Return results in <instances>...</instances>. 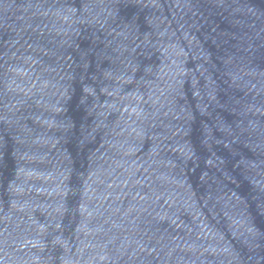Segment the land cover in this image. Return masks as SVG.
I'll return each mask as SVG.
<instances>
[{
	"label": "water",
	"instance_id": "1",
	"mask_svg": "<svg viewBox=\"0 0 264 264\" xmlns=\"http://www.w3.org/2000/svg\"><path fill=\"white\" fill-rule=\"evenodd\" d=\"M0 264H264V0H0Z\"/></svg>",
	"mask_w": 264,
	"mask_h": 264
}]
</instances>
